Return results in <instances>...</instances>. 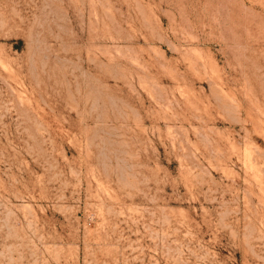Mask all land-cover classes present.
Masks as SVG:
<instances>
[{
	"label": "rangeland",
	"instance_id": "rangeland-1",
	"mask_svg": "<svg viewBox=\"0 0 264 264\" xmlns=\"http://www.w3.org/2000/svg\"><path fill=\"white\" fill-rule=\"evenodd\" d=\"M0 264H264V0H0Z\"/></svg>",
	"mask_w": 264,
	"mask_h": 264
}]
</instances>
